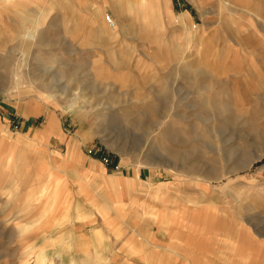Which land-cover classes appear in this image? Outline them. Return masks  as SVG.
<instances>
[{"label":"rangeland","instance_id":"374dc122","mask_svg":"<svg viewBox=\"0 0 264 264\" xmlns=\"http://www.w3.org/2000/svg\"><path fill=\"white\" fill-rule=\"evenodd\" d=\"M121 2L0 5V264H264V0Z\"/></svg>","mask_w":264,"mask_h":264},{"label":"bare ground","instance_id":"6f19581e","mask_svg":"<svg viewBox=\"0 0 264 264\" xmlns=\"http://www.w3.org/2000/svg\"><path fill=\"white\" fill-rule=\"evenodd\" d=\"M22 1H25V0H0V4H5L6 5V4H12L14 2H22ZM138 1H139V8L145 9L146 6H147L146 0H138ZM159 1L161 2V0H159ZM113 8H114V11H115V13H116V15L118 17H120V18L122 17L124 20H126L125 18H128L127 11H126V9H124V7H122L121 0H113ZM128 10L131 11L129 8H128ZM93 12L95 13V15L98 16V19L100 20L99 21V25H97L96 31L99 32L100 34H102V37L105 38V39L115 38V36H116V28L117 27L114 26L115 25L114 19H112L113 24L110 25L107 22V20H106V15L107 14L106 13L104 14L103 11H102V8L99 7V6H94L93 7ZM144 16L146 17V16H148V14L144 13ZM104 21L109 26L108 28L105 27Z\"/></svg>","mask_w":264,"mask_h":264},{"label":"crops","instance_id":"0c3cea01","mask_svg":"<svg viewBox=\"0 0 264 264\" xmlns=\"http://www.w3.org/2000/svg\"><path fill=\"white\" fill-rule=\"evenodd\" d=\"M19 3H21V2H16L15 4H10V6H9V9H13V7L14 6H16L17 4H19ZM1 5V4H0ZM99 7H101L102 8V10L104 9V6H99ZM14 9H16V8H14ZM112 11H114V9L112 10ZM115 12V11H114ZM92 14V15H91ZM116 14V13H115ZM89 16H90V21H91V25H99V19H98V16L97 15H95V13L93 12V8H92V11L89 13ZM93 18H95L94 20H93ZM115 21V20H114ZM104 25H105V27L106 28H108L109 26L106 24V22L104 21ZM45 130H52V129H56V123H55V121L52 119V117L51 116H48L47 117V120H46V124H45V128H44ZM82 136H84L83 134H82ZM34 194V193H33ZM41 254H43V253H41ZM43 257H45L44 256V254H43Z\"/></svg>","mask_w":264,"mask_h":264},{"label":"built area","instance_id":"2783aa9c","mask_svg":"<svg viewBox=\"0 0 264 264\" xmlns=\"http://www.w3.org/2000/svg\"><path fill=\"white\" fill-rule=\"evenodd\" d=\"M109 16H110L109 14L106 15V20H107V22H108L110 25H112V24H113V21H112V18H110Z\"/></svg>","mask_w":264,"mask_h":264}]
</instances>
